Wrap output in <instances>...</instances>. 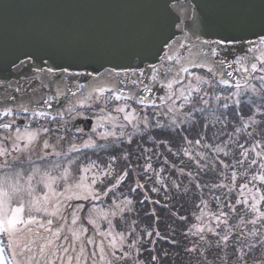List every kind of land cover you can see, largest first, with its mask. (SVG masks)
I'll list each match as a JSON object with an SVG mask.
<instances>
[{
  "label": "snow or ice",
  "instance_id": "6c2138e0",
  "mask_svg": "<svg viewBox=\"0 0 264 264\" xmlns=\"http://www.w3.org/2000/svg\"><path fill=\"white\" fill-rule=\"evenodd\" d=\"M217 7L222 11L204 18L205 35L215 38L203 39L196 35L190 47L180 40L168 43L162 25L158 24L149 37L159 41L157 51L162 54L158 56L159 62L148 65L147 70L130 65L106 69L103 82L96 79L87 94L81 91L77 96L68 89L67 78L92 73L71 72L70 67H59L58 72L52 67L46 72L40 69L52 77L47 83L41 80V87L57 84L55 94L41 96L30 104L5 107L0 112L2 117L22 116L28 121L23 129L13 127L15 119L0 122V129L4 130L0 138V158H3L0 160V170H3L0 175V264H143L139 256L145 242L152 245L150 253L156 251L159 241L179 245L174 238L175 229L167 234H161L157 228L137 231L133 220L126 230L117 231L119 224L113 222L116 217L123 220L125 213L134 211L135 203L161 204L146 192L144 200L132 199V194L144 190L153 176V183L160 187L153 186L150 191L159 193L163 189L166 200L170 188L181 190V183H165L161 176L163 167L153 168L149 149L142 150L143 171L137 173L129 194L121 193V200L115 198L116 190L131 176L132 169L126 164L117 172L115 165L119 159L128 161L131 153L112 154L104 166L96 161L83 163L80 156L85 150H107L110 144L113 147L132 145L134 137L139 135L143 139L145 134H149L153 143L168 147L165 140L156 141L150 135L152 130H182L186 124L201 127L199 138L192 140L185 135L182 139L187 147L176 152L168 147L172 155H182L194 165V171L187 172L175 164L170 168L181 176L186 175L200 192V204L196 205L200 214H194L199 224H192L181 234L191 245L186 244L184 252L198 256L196 264H216V260L220 264H230V261L264 264V0L258 6L253 0H224ZM184 40L190 38L185 35ZM65 43L69 48L77 47L79 50L74 54L80 58L93 54L88 48L90 43L71 38ZM236 46L245 54L237 55L232 61L222 58L223 53ZM185 48L188 56L179 51ZM25 55L31 58L30 54ZM25 63L21 61V65ZM194 69L202 70L203 74ZM234 71L239 73L243 85L240 80L232 83ZM100 75L96 73V77ZM57 77L64 88L59 87ZM112 80L124 87L104 86ZM156 85L166 90L159 97V104L150 99ZM15 91L21 89L17 87ZM68 92L75 99L66 107L52 110L53 101L67 98ZM8 99L15 104V96ZM113 101L122 103L108 110L107 105ZM33 103L35 106H31ZM133 103L140 105L141 110L133 107ZM148 107L153 109L151 118L147 112L140 114ZM89 110L92 115L88 114ZM78 119L90 122L91 134L76 143L77 134L80 137L84 134V128L73 123ZM41 120L45 123H39ZM34 122L38 124L35 128ZM70 123L74 133L68 127ZM212 129L216 130L208 137ZM69 133L72 140L67 151L58 150ZM53 135L54 143L51 142ZM33 154L39 164L33 160ZM180 162L185 163L183 159ZM163 163L169 164L167 158ZM210 174L217 182L203 180ZM205 189L215 202V211L205 212L211 202L204 199ZM187 191L185 187L183 193ZM110 194H113L112 204L107 209L101 208L96 202H103ZM151 214L157 216L155 209ZM172 215L188 223L186 216ZM213 248L216 259L209 261L207 257ZM256 253H260L259 258ZM151 261L159 264V257L153 255Z\"/></svg>",
  "mask_w": 264,
  "mask_h": 264
},
{
  "label": "water",
  "instance_id": "95a60500",
  "mask_svg": "<svg viewBox=\"0 0 264 264\" xmlns=\"http://www.w3.org/2000/svg\"><path fill=\"white\" fill-rule=\"evenodd\" d=\"M224 0H0V111L5 107L30 104L41 96L54 95L57 84L42 88L41 80L47 83L52 77L40 69L70 67L71 72L92 73L67 78L71 92L77 96L91 90L99 79L104 80L106 69L130 65L147 70L148 65L157 64L160 48L158 40L149 34L162 25L163 35L168 43L180 40L190 47L196 35L203 39L215 38L205 35V16L222 11L218 4ZM257 6L260 0H253ZM195 33V35H193ZM187 35L190 40H184ZM79 43H90V57L80 58L74 53L77 47L69 48V39ZM255 39V37H251ZM188 56L187 48L179 50ZM25 53L30 54L25 55ZM239 46L223 53L222 58L232 61L243 55ZM21 61H26L21 65ZM44 61H47L45 64ZM238 67V66H237ZM95 70V71H94ZM100 77H96V73ZM39 77V78H38ZM95 78V79H94ZM59 87L64 84L59 82ZM240 80L234 71L232 83ZM243 85L244 81L240 80ZM79 86H83L80 88ZM106 87H124L115 80ZM19 87L20 92L15 89ZM128 89L125 88V91ZM67 92V89H65ZM156 85L150 99L160 103L165 95ZM16 97V102L8 99ZM67 98L53 101V109L63 108L73 100ZM31 106H35L34 103ZM80 121L79 124H83ZM91 129L85 121V130Z\"/></svg>",
  "mask_w": 264,
  "mask_h": 264
},
{
  "label": "trees",
  "instance_id": "16d2710c",
  "mask_svg": "<svg viewBox=\"0 0 264 264\" xmlns=\"http://www.w3.org/2000/svg\"><path fill=\"white\" fill-rule=\"evenodd\" d=\"M195 71L203 74L202 70H195ZM115 102L116 101H113L112 103ZM179 103L180 101L177 104ZM132 105L140 108V106H137L135 104ZM146 110H148L147 114L149 115V118H151L153 109L151 107H148L146 108ZM216 128L218 129L219 125H217ZM215 130L216 129H212L211 131H209L207 133L208 137H211L212 131ZM228 130L231 131V128H229ZM128 131H131V129L129 128ZM201 133H202V129L199 125L193 127L191 124H186L182 126V130L177 128H172V129L166 128L163 131L154 129L152 130L150 135L153 136L156 141L165 140L168 144V147H171L172 152H176L178 149L187 147L182 137L186 135L188 136L189 139L195 140L199 138L198 134ZM69 136H71L70 133L68 134V137ZM134 140L135 143H133L132 145L124 144L122 147H113L110 144L107 150H95V151L85 150L84 153L81 154L80 159L83 163L96 161L97 163L101 164V166H104L105 164L110 162V155L112 154L121 156L124 153H131V156L128 161L119 159L117 160L115 165L117 172L123 169L126 164L130 165L132 169L131 176L119 189L116 190L115 198L117 200H121L123 199L121 193L124 195H128L129 187L132 186L135 180L137 179V173H141L143 171L142 166L144 165L145 160L141 156L142 150L144 148L149 149L150 150L149 154L152 155L151 162L153 168L159 170L161 167H163L165 171L161 173V176L165 179V183L169 185H171L172 181L181 183V190L180 192H177L175 189L170 188L168 191L169 199L166 200L165 191L163 189H161L159 193H153L150 191L151 187L153 186L158 188L160 187V185L153 183V181L155 180V177L153 176V180L145 184L144 190H137L135 194H132V199L134 201L144 200V193L146 192L147 195L151 197L152 200H160L161 204L153 205L151 203H148L147 201L143 205L139 203H135L134 211L130 213H125L123 220H121L119 217H116L113 222L119 224L117 231L126 230L127 225L130 224L133 220L136 221L137 231H140L142 229L151 230L152 228H157L161 232V234H167L170 231V229H175L174 238L177 241H179V245L173 246L164 241H159L155 245L156 251L150 253V249L152 248V245L150 243L145 242L143 244V247L141 249V254L139 256V259L143 261V264H156V262L151 261V256L153 255L159 257V264H196V261L199 259V257L196 256L195 254L189 256L184 252L183 250L184 246L187 244L190 247L191 245L188 244V241L185 240L181 234L187 232L188 228L192 224H198V221L195 220V215L200 214L199 209H197L196 207V205L200 204V199H199L200 192L194 187V184L189 183V178L186 175L181 176L179 172H177L175 169L170 168L171 164H175L177 168L183 167L185 168V172H187V171H194V165L190 161H188L186 157H183L182 155L179 157L172 155L168 151V147L162 146L158 143H153L151 140H149V134H145L143 136V139H141V137L137 135L136 137H134ZM100 143H103V141H100ZM63 151H67V149ZM165 158H167V160L169 161L168 165H165L163 163ZM181 159L185 161L184 164H181L180 162ZM224 159L228 160L229 158H224ZM136 165H139L140 167H136ZM24 167L26 168L27 166L24 165ZM140 179H141V183H144L143 177H140ZM203 180L209 183L217 182L215 176L211 174L207 177H204ZM185 187L188 188L186 194L183 193V189ZM204 199L211 201V198L207 193V189H205ZM112 201H113V194H110L108 197L103 198V202L101 201H97V202L101 206L106 207L111 205ZM164 204H167L168 207L164 208L163 207ZM153 209H155L156 211L157 214L156 217L152 216L151 214ZM215 210H216V205L214 201H211L209 203V207L205 209V211L207 212L215 211ZM172 213L186 216L188 218V223H184L178 220L176 216L172 215ZM157 217H159L158 220ZM141 234L143 235V233ZM189 239H193V238L190 237ZM228 251L229 253L231 252L230 249ZM165 252H167L168 254L167 256L164 255ZM220 255L222 256L223 253H220ZM255 256L256 258H259L260 253H256ZM207 259L209 261H213L214 259H216L215 248L211 250V254L208 255ZM234 259L235 258L233 257L232 260L234 261ZM129 264H131V262H129ZM216 264H220V261L216 260ZM230 264H232L231 261Z\"/></svg>",
  "mask_w": 264,
  "mask_h": 264
},
{
  "label": "rangeland",
  "instance_id": "374dc122",
  "mask_svg": "<svg viewBox=\"0 0 264 264\" xmlns=\"http://www.w3.org/2000/svg\"><path fill=\"white\" fill-rule=\"evenodd\" d=\"M198 73V72H197ZM198 74H201V73H198ZM179 101H177V103H178ZM119 103H122V101L121 102H115V103H109L108 105H107V108H108V110H111L114 106H116V104H119ZM133 106V105H132ZM134 107V106H133ZM136 108V107H135ZM137 110L138 111H140L141 110V107L140 108H137ZM144 112H148V110H146V109H144L143 111H141L140 112V114L141 115H143L144 114ZM88 114L89 115H92V112H91V110L90 111H88ZM114 115H117V114H115V113H113ZM121 117H122V114H119ZM23 117H17V116H11V117H2L1 116V119H0V122H8V121H11V120H13V119H15V124H14V128H16V127H19V128H21V129H23V127H24V125L25 124H27L28 123V121H26L25 120V123H23V124H18V120L19 119H22ZM79 120V119H78ZM78 120H76L75 122H73V123H76ZM39 123H45L43 120H41V121H39ZM73 123H70L68 126L69 127H71L72 128V132L74 133V131H75V129H74V127H73ZM38 126V124L36 123V122H34L33 123V125H32V127L33 128H35V127H37ZM80 127H82L83 128V126H80ZM110 127V126H109ZM3 134H4V130L3 129H0V138H2V136H3ZM71 134V136H72V133H70ZM89 134H91V130L90 131H88V132H86V131H84V134H83V136L82 137H80L79 136V134H77V136H78V139L75 141L76 143H79L80 142V139H84V140H86V139H88V136H89ZM71 136H69L63 143H62V145H59L58 146V150H65V149H68V147H69V143L71 142V140H72V137ZM55 139H56V137H55V135H53L52 136V140H51V142H55ZM65 146V147H64ZM33 160H36V156L33 154ZM3 158H0V160H2ZM9 159V163H11V157H9L8 158ZM36 163L37 164H39L40 162L38 161V160H36ZM27 166V165H26ZM26 169H27V167H26ZM0 175H3V170H0ZM101 208H103V209H107L108 208V206H106V207H103V206H101L100 204H98ZM206 213H207V211H205ZM85 224H86V221H85ZM198 224H199V222H198ZM105 227H106V225H104ZM89 227V229H90V232H89V234H91V226H88Z\"/></svg>",
  "mask_w": 264,
  "mask_h": 264
},
{
  "label": "flooded vegetation",
  "instance_id": "af4514ba",
  "mask_svg": "<svg viewBox=\"0 0 264 264\" xmlns=\"http://www.w3.org/2000/svg\"><path fill=\"white\" fill-rule=\"evenodd\" d=\"M19 123H21V122H23L21 119H19V121H18Z\"/></svg>",
  "mask_w": 264,
  "mask_h": 264
}]
</instances>
